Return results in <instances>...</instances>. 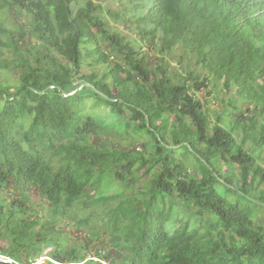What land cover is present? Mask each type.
Returning <instances> with one entry per match:
<instances>
[{
  "label": "trees",
  "instance_id": "16d2710c",
  "mask_svg": "<svg viewBox=\"0 0 264 264\" xmlns=\"http://www.w3.org/2000/svg\"><path fill=\"white\" fill-rule=\"evenodd\" d=\"M3 51L15 82L0 80V194L19 195L0 196L2 255L34 264L40 251L6 237L60 234L67 219L112 242L80 260L52 239L58 264H264V0H0ZM101 109L149 157L89 145ZM104 179L119 192L101 193ZM32 191L41 224L22 219ZM176 211L193 224L169 225Z\"/></svg>",
  "mask_w": 264,
  "mask_h": 264
},
{
  "label": "rangeland",
  "instance_id": "374dc122",
  "mask_svg": "<svg viewBox=\"0 0 264 264\" xmlns=\"http://www.w3.org/2000/svg\"><path fill=\"white\" fill-rule=\"evenodd\" d=\"M103 7H108L111 10H114L116 0H95ZM4 15V14H3ZM104 17H108L107 15H104ZM110 25L120 31H123V34H130V31L124 30L123 25L119 20H112L110 21ZM134 39L135 36H132ZM139 42V41H138ZM147 48V45H143ZM145 48V49H146ZM144 50V49H143ZM147 50H151L147 48ZM4 54H1V60H11L12 54H9L8 52L3 51ZM181 50L175 49L174 56L177 59V57L180 55ZM187 63L186 61L183 62V64ZM171 66L174 68H179L177 63L173 60H171ZM197 67V66H196ZM179 70V69H177ZM0 80L2 82H7L9 86H12L15 82L13 76L5 69L0 68ZM86 85V84H85ZM54 87V86H53ZM210 92V87H209ZM76 92H73L72 94H75ZM221 96V95H220ZM198 98L202 101L207 102V105L211 109L219 108L220 106V98H217L214 96L213 93L210 94L208 97V94L205 95V93L198 94ZM99 114L103 117V120L100 122V135L97 134L98 137H94L93 135L87 137V143L93 147L96 145H99V143H103L104 140L105 143L108 146H115L121 149L134 151V152H140L146 157H149V151L145 144H143L146 141V137L143 139H140L138 136L134 135H126L121 130V127L117 128L115 125H118L117 123L114 125L115 121L111 118V116L108 114L107 110H99ZM98 143V144H97ZM90 172L88 171L87 174ZM149 181L148 177H144L141 182H147ZM120 190V185L117 181L109 182V179H104L101 184L100 191L103 194H113L117 193ZM18 189L16 187H11L10 185H7L4 189H2L0 196L5 197L7 196L12 201L14 198H18ZM31 196L33 198V206L30 207V209L26 208V212L24 217H22L23 221L27 220L28 217L33 220H38L41 223H44L46 220H49V207L47 204L42 203L40 199L36 196L35 192H31ZM35 196V197H34ZM20 198V197H19ZM92 195L89 196L88 200H91ZM29 210V211H28ZM80 211V216H84L87 211ZM30 212V213H29ZM173 222L169 223V225L178 224L179 221H186L189 219L190 224H193V218L188 216L184 212H177L172 216ZM72 221L63 219L60 222V234L52 232V234L49 233H32L29 237L25 234H20L19 231L15 232V235H8L6 238H9V241H13V248L14 249H22L26 251L27 253H36L40 251V258L36 259L34 264H58L55 263L51 258V255L53 253V249L49 247V242L52 241V239H65V249H69L71 247H77L78 248V256L80 260H85L86 257L90 259H94V253L99 249L100 252L103 250H107L109 248L111 240H105V233H103L98 240L93 239L90 241H87V232L84 233V230H77L75 227L72 226ZM0 236L3 235V229L0 232ZM86 234V235H85ZM14 236V237H12ZM8 243V242H7ZM4 240V237H0V246L7 244ZM10 243V242H9ZM28 243V245H27ZM26 247V248H25ZM25 248V249H23ZM82 252V253H81ZM14 254V251L11 252ZM87 253L86 255L82 256V254ZM3 254V253H0ZM103 252L101 253V255ZM39 260V261H38ZM14 264L16 262L13 261Z\"/></svg>",
  "mask_w": 264,
  "mask_h": 264
},
{
  "label": "built area",
  "instance_id": "2783aa9c",
  "mask_svg": "<svg viewBox=\"0 0 264 264\" xmlns=\"http://www.w3.org/2000/svg\"><path fill=\"white\" fill-rule=\"evenodd\" d=\"M12 262V260L11 259H9L8 257H5V256H1L0 255V263H11Z\"/></svg>",
  "mask_w": 264,
  "mask_h": 264
},
{
  "label": "clouds",
  "instance_id": "9594fccd",
  "mask_svg": "<svg viewBox=\"0 0 264 264\" xmlns=\"http://www.w3.org/2000/svg\"><path fill=\"white\" fill-rule=\"evenodd\" d=\"M1 256H5V255H2V254H0ZM5 257H8V256H5ZM9 259H11L12 260V258H10V257H8ZM15 262V261H14ZM0 264H4V263H0ZM5 264H14L13 263V260H12V262L11 263H5ZM17 264V263H16Z\"/></svg>",
  "mask_w": 264,
  "mask_h": 264
},
{
  "label": "water",
  "instance_id": "95a60500",
  "mask_svg": "<svg viewBox=\"0 0 264 264\" xmlns=\"http://www.w3.org/2000/svg\"><path fill=\"white\" fill-rule=\"evenodd\" d=\"M56 87V86H55ZM57 88V87H56ZM76 94V93H75ZM75 94H70V95H75ZM218 180H220V179H218ZM260 205L262 206V207H264V204H262V203H260Z\"/></svg>",
  "mask_w": 264,
  "mask_h": 264
},
{
  "label": "bare ground",
  "instance_id": "6f19581e",
  "mask_svg": "<svg viewBox=\"0 0 264 264\" xmlns=\"http://www.w3.org/2000/svg\"><path fill=\"white\" fill-rule=\"evenodd\" d=\"M39 261V260H38Z\"/></svg>",
  "mask_w": 264,
  "mask_h": 264
}]
</instances>
